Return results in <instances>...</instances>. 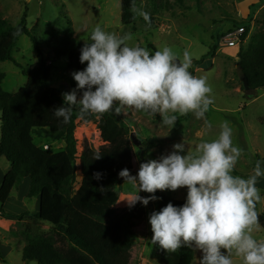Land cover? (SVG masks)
I'll list each match as a JSON object with an SVG mask.
<instances>
[{
	"label": "rangeland",
	"instance_id": "374dc122",
	"mask_svg": "<svg viewBox=\"0 0 264 264\" xmlns=\"http://www.w3.org/2000/svg\"><path fill=\"white\" fill-rule=\"evenodd\" d=\"M135 10L134 23L123 26L120 23V0H0L2 19L17 26L26 13L27 29L41 39L50 34L61 33L70 22L74 30L73 37L82 46L92 42L90 36L97 26L118 37L130 34L132 38L127 42L129 46L139 45L150 53H153L152 49L158 51L170 47L180 61L183 60L185 51L190 54L192 63L198 61L213 46L216 55L212 60L204 62L199 66L202 69L198 71L193 66L189 69L194 76L206 77L212 88L213 103L204 119H196L192 113H189L188 118L186 115H178L172 128L161 123L159 114L147 115L128 109L127 114L123 115L130 122L131 133H135L136 139L141 143V149L131 143L132 169L137 175L141 163L158 160L162 155L170 153L172 146L178 143H184L186 152L188 150L189 154H194L199 143L216 139L220 124L228 121L233 129V143L242 150L232 174L245 179L253 175L256 162L264 164V89L247 96L242 87L243 78L237 65V55L240 49L246 48L251 35L264 32V0H136ZM140 11L149 14L148 22L139 15ZM237 26L249 27L248 39L246 37L242 40L239 49L220 46L221 37ZM12 56L19 68L12 62L0 63V72L5 75L2 89L10 94L24 86L26 77L23 72L36 63V53L28 37L22 36L18 40ZM86 66L85 63L80 70H74L67 67L66 60L54 62L50 87L56 89L63 98V94L76 88L72 73L81 71ZM185 117L187 119L182 120ZM75 137L80 147L79 153L83 148L97 151L105 147L97 132V119L77 123ZM35 141L38 146L54 152L65 146L64 142H52L36 136ZM8 171L9 164L1 157L0 183ZM256 187L260 190L262 199L256 202L255 211L257 215H262L264 176L258 178ZM117 189L119 199L115 217L100 222L99 226L115 236L122 219L128 216L129 226L138 234L130 264H158L159 250L156 244H152L153 233L149 223L154 206L149 203L145 207L137 203L134 207H129L127 200L138 195L137 189L124 181ZM28 190L29 182L25 180L17 191L11 193L3 210L13 215L35 213L38 199L28 198ZM162 192L171 199L181 202L186 200V188ZM148 194L139 192L144 198ZM26 223L30 224L28 220L17 222L0 216V264H37L22 260L21 250L25 241L21 233ZM43 230L49 234L47 226ZM252 235L258 242L264 241V229L259 224L254 227ZM193 252L191 264H199L201 253ZM164 253L168 264L178 262L177 253ZM234 264H242V261L234 258Z\"/></svg>",
	"mask_w": 264,
	"mask_h": 264
},
{
	"label": "trees",
	"instance_id": "16d2710c",
	"mask_svg": "<svg viewBox=\"0 0 264 264\" xmlns=\"http://www.w3.org/2000/svg\"><path fill=\"white\" fill-rule=\"evenodd\" d=\"M135 6L136 0H120V23L123 26L134 23ZM248 31L249 27L245 26L242 40ZM22 36L29 38L36 53V63L23 72L26 77L24 86L15 93H6L2 89L5 75L0 72V158L9 164V171L0 183V216L30 222L21 233L25 241L21 250L24 262L130 264L138 234L129 226V217L122 219L115 236L99 226L100 222L115 217L119 199L117 187L124 181L119 176L120 171L128 169L131 175H135L131 165L130 122L123 115L105 113L97 119V132L105 147L97 151L83 148L79 153L75 129L77 123L85 121L76 118V108L68 124H62L53 115V110L62 106L64 99L49 83L54 62L66 60L69 69H81L79 57L83 46L73 37L70 22L61 33L41 39L27 29L26 13L17 26L0 17V63L8 61L20 67L12 52ZM152 51L156 52L155 49ZM214 51L211 46L209 52L192 66L196 68L212 60ZM237 58L242 78H246L249 87L245 92L247 96L264 89V32L252 35L246 48L239 50ZM93 119L95 116H89L85 123ZM35 136L64 142L65 146L57 152L44 149L37 145ZM97 173L101 174L100 179L95 178ZM25 180L29 182L28 198L38 199L37 211L32 215L27 212L6 213L3 210L5 202ZM155 195L158 199L150 202L154 212L169 203L174 206L184 204L162 191ZM258 224L264 229V214L258 215ZM44 226L48 227L49 234L43 230ZM157 248L158 264H168L165 250ZM175 253L179 256L176 264H191L194 259L193 249L187 247H181Z\"/></svg>",
	"mask_w": 264,
	"mask_h": 264
},
{
	"label": "clouds",
	"instance_id": "9594fccd",
	"mask_svg": "<svg viewBox=\"0 0 264 264\" xmlns=\"http://www.w3.org/2000/svg\"><path fill=\"white\" fill-rule=\"evenodd\" d=\"M139 15L146 22L150 19L147 12ZM131 38L94 28L92 42L80 50L79 61L87 66L72 73L76 88L63 94V105L53 110L62 124L71 122L74 108L76 118L85 122L109 112L126 115L128 109L159 114L161 123L172 128L178 115L205 118L213 103L212 88L206 77L189 71L190 54L185 51L182 61L170 47L153 54L139 45L129 46ZM185 152L184 143L174 144L167 155L141 163L137 175L128 169L119 173L138 191L127 200L129 207H146L158 199L157 191L187 189L182 206L169 203L149 216L152 244L167 252L181 247L198 251L199 264H234V258L242 264H264V241L252 235L258 224L255 205L262 199L256 184L264 176V164L257 161L246 179L232 174L242 150L233 143L228 121L220 124L216 139L199 143L194 154ZM139 192L152 195L144 198Z\"/></svg>",
	"mask_w": 264,
	"mask_h": 264
},
{
	"label": "built area",
	"instance_id": "2783aa9c",
	"mask_svg": "<svg viewBox=\"0 0 264 264\" xmlns=\"http://www.w3.org/2000/svg\"><path fill=\"white\" fill-rule=\"evenodd\" d=\"M244 33L243 27H233L230 32H227L221 37L220 46L223 48H236L238 49L242 43V36Z\"/></svg>",
	"mask_w": 264,
	"mask_h": 264
},
{
	"label": "water",
	"instance_id": "95a60500",
	"mask_svg": "<svg viewBox=\"0 0 264 264\" xmlns=\"http://www.w3.org/2000/svg\"><path fill=\"white\" fill-rule=\"evenodd\" d=\"M238 64H239V62H238ZM242 87H243V90L245 92H247L249 90V87L247 85V80H246L245 77L242 79ZM130 140H131V143L133 145H135L136 147H138L139 149H141V143L136 139L135 133L132 132L130 134ZM156 245L160 248V246L158 244H156Z\"/></svg>",
	"mask_w": 264,
	"mask_h": 264
},
{
	"label": "crops",
	"instance_id": "0c3cea01",
	"mask_svg": "<svg viewBox=\"0 0 264 264\" xmlns=\"http://www.w3.org/2000/svg\"><path fill=\"white\" fill-rule=\"evenodd\" d=\"M251 25H253V22L251 23ZM253 27H251V29H252ZM254 35V34H253ZM252 36V35H251ZM250 36V37H251ZM247 39H248V37H247ZM250 39V38H249ZM239 49V48H238ZM216 55V54H215ZM200 69H202V68H199V66L198 67H196V71H198V70H200Z\"/></svg>",
	"mask_w": 264,
	"mask_h": 264
}]
</instances>
